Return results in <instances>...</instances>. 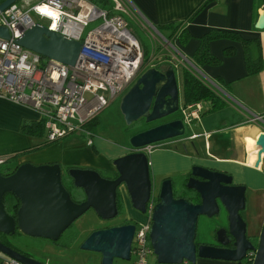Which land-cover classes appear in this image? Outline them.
I'll list each match as a JSON object with an SVG mask.
<instances>
[{
  "label": "water",
  "instance_id": "obj_1",
  "mask_svg": "<svg viewBox=\"0 0 264 264\" xmlns=\"http://www.w3.org/2000/svg\"><path fill=\"white\" fill-rule=\"evenodd\" d=\"M19 0H3L0 12ZM253 29L264 30V10L257 9ZM0 38L8 39V31L0 27ZM15 43L42 58L72 66L81 49L80 43L48 31L40 24L25 31ZM178 88L173 70L148 68L122 95L118 109L126 126L138 119L145 123L167 118L178 110ZM184 125L172 119L155 127L131 135L129 151L181 137ZM258 150L253 166L264 161V133L258 136ZM113 179L101 178L91 169L72 168L67 175L75 188L82 191L84 200L73 203L61 184L58 164H19L9 175H0V234H21L55 242L60 235L87 210L100 220H111L117 215L116 192L123 187L132 209L145 213L150 197L151 182L147 157L141 152H129L112 161ZM185 188L196 195L198 203L173 198L171 182L165 179L158 189V202L150 216L149 245L157 264H180L196 259L232 261L245 264L247 253H253L250 264H264V220L257 243L245 236L239 212L243 209V189L231 185L229 177L203 167L193 166ZM5 193L14 196L19 206L15 218L8 216L2 205ZM227 215V228H219L226 240L221 247L194 244L198 216L212 217L220 208ZM133 224H125L90 232L79 249L100 256V264H111L113 259L128 261ZM0 254L22 264H44L24 256L0 243Z\"/></svg>",
  "mask_w": 264,
  "mask_h": 264
},
{
  "label": "crops",
  "instance_id": "obj_2",
  "mask_svg": "<svg viewBox=\"0 0 264 264\" xmlns=\"http://www.w3.org/2000/svg\"><path fill=\"white\" fill-rule=\"evenodd\" d=\"M128 1L133 4V13L146 24L153 27L169 23L180 24L179 30H186L188 38L179 42L178 37L174 36L172 45L178 47L176 49L179 55L191 64L195 76L215 93L218 103L222 104L221 108L211 111L209 101H198L201 105L198 120L183 124L184 127L192 126L191 132L186 136L169 139V143L163 145L155 143L156 148L146 155L149 171L154 168L155 174L165 175V180L170 175H188L193 166H199L229 177L231 185L243 189L244 203L239 215L246 237L255 244L264 220V161L257 168L253 166L258 150V136L264 133V30L253 29L254 0H214L189 21L185 20L203 0ZM210 30L231 32L243 39L255 40L248 52L252 60L260 57L261 69L254 75H247L240 43L227 39L209 41L207 54L214 61L195 65L192 58L200 44L199 38ZM227 50L232 51V55L226 54ZM161 64L168 65L174 73V68L168 62L157 65ZM182 69L185 68H176L178 111L184 106L179 82ZM253 116L262 117L263 123L250 122ZM38 120L40 118L34 110L0 99V156L9 157L40 147L43 136L36 138L19 132L23 121ZM90 132L92 137L89 146L86 145L85 138H81L83 136L71 135L19 156L15 164L29 163L36 166L56 163L60 166L114 172L112 161L127 154L129 147L108 143L95 136L92 130ZM118 192L122 198L125 220H140L141 218L134 217V212H130L128 216L131 206L124 201L127 195L122 186ZM145 219L144 215L138 223ZM17 246L21 245L17 242ZM195 264L236 263L196 259Z\"/></svg>",
  "mask_w": 264,
  "mask_h": 264
},
{
  "label": "built area",
  "instance_id": "obj_3",
  "mask_svg": "<svg viewBox=\"0 0 264 264\" xmlns=\"http://www.w3.org/2000/svg\"><path fill=\"white\" fill-rule=\"evenodd\" d=\"M31 1L19 0L0 12V27L9 34L8 39L0 38V99L34 110L42 120L47 142L76 135L83 136L86 145H91V132L84 126L148 68L168 62L174 69L181 67L192 72L193 67L179 55L171 40L146 23L148 30L163 44L166 59L154 56L158 59L149 58L144 62L142 47L125 20H131V8L126 0H108L110 11L96 7L90 0ZM42 5H48V11H37ZM50 12L59 14L55 28ZM41 19L46 23L39 22ZM95 20L100 23L83 35L86 24ZM34 24L80 43L81 49L72 66L42 58L15 43ZM179 111L182 124L187 125L198 120L201 105L195 102L180 107ZM249 121L263 123L259 116ZM155 148L151 144L130 152L148 155ZM6 158L0 156V166ZM153 207L154 200L149 197L145 221L134 225L130 264H149L148 257L153 255L148 240ZM253 257V253H247L246 261L251 263ZM0 264L22 263L0 254ZM180 264L191 263L182 260Z\"/></svg>",
  "mask_w": 264,
  "mask_h": 264
},
{
  "label": "rangeland",
  "instance_id": "obj_4",
  "mask_svg": "<svg viewBox=\"0 0 264 264\" xmlns=\"http://www.w3.org/2000/svg\"><path fill=\"white\" fill-rule=\"evenodd\" d=\"M126 2L131 8V14H130L131 20L129 18H125V20L127 21L128 28L131 29L132 33L140 43L141 47L148 50L147 55L144 56L145 60L147 61V59L149 58L150 59L154 58L157 60L158 58L154 56H162L165 54V49L163 44H161L159 39H157V37L154 36L148 30V28L144 24L145 22L140 20L133 13V8H132L133 4L131 5V3L128 0H126ZM262 7L264 9V5ZM103 9L110 10L111 7L110 5L105 6L103 7ZM39 22L43 24L46 23V21L42 19L39 20ZM99 23L100 20H95L87 23L86 26L83 28V35L87 31L96 27ZM176 48L178 49L177 46ZM174 74L176 76V79L178 80V75H177L178 71L176 69H174ZM122 95L118 96L115 100L110 102L108 106L97 115L95 119V123H93L89 128L92 130L95 136H99L100 138H102V140H105L106 142L117 146H123L128 148L129 137L133 135L134 132L142 130L143 128H146L153 123L151 122H150L151 124L145 123L144 119L141 118L132 122L129 126H126L123 122V119L118 109L119 101ZM165 119H170V120L180 119L179 111L177 110L176 112L169 115ZM190 128H192V126L190 127L185 126L184 134L182 136L188 135L191 132ZM192 130H194V128ZM167 141L168 140L156 144L163 145L165 143H169ZM168 146L169 144L167 145V147ZM4 168L5 166H0V171H3ZM154 170L155 169L153 168V170L151 169L149 171V178L151 182V194H155L156 196L159 186L162 183V180L165 178L163 176L165 175L162 173L155 174ZM61 171L63 174L65 173L64 168H61ZM96 171L100 173L102 178H106V179H108L110 176L113 175L112 172H106L103 170H96ZM186 176H187L186 174L185 175L180 174L175 176L170 175L167 177L171 182L172 194L175 198L180 197L179 188L184 184ZM127 200H128L127 197L124 198L125 203H129ZM130 212H134L135 213L134 217L138 219L141 218L138 221H142L144 214H140L131 208V211L128 212V216H130ZM125 216L126 214L124 213V208L122 207L120 214H117L116 217H114L113 219L100 220L94 214V212L91 209H89L85 213H83L79 218L74 220L72 224L60 235L58 240L54 243H51L47 240L40 238H29L25 236H20L17 239V241L22 247H24V248H20L21 251L28 253V255H30L32 259L38 260L44 264H100L99 254L94 252L82 251L79 249V245L88 236V234L94 230L122 224L124 221H126ZM128 218L130 219L131 217ZM138 221H135L133 220V218H131V220H129V223L136 225ZM222 227L227 228V215L222 207L220 208L219 213L212 217L198 216L195 226L194 242L201 244L211 243L213 235L219 231L216 229ZM245 236H246V232H245ZM74 237L76 238L72 242L70 247L68 248L59 247L60 245L68 244L69 240ZM256 243L257 241L255 242V244ZM130 263H131L130 260L128 261H123L120 259L112 260V264H130ZM148 263L157 264L155 257L153 255L148 257Z\"/></svg>",
  "mask_w": 264,
  "mask_h": 264
},
{
  "label": "trees",
  "instance_id": "obj_5",
  "mask_svg": "<svg viewBox=\"0 0 264 264\" xmlns=\"http://www.w3.org/2000/svg\"><path fill=\"white\" fill-rule=\"evenodd\" d=\"M212 1H214V0H203L193 10V12L187 17V19L185 21L192 20L195 17V15H197L208 3L212 2ZM90 2L100 9H102L105 6H109V5L111 7V4L108 0H90ZM263 5H264V0L254 1V4H253V9L255 10L254 20L256 18V10L261 8ZM262 9H263V7H262ZM108 11H110V10H108ZM179 25L180 24L169 23V24H165V25L155 26V28L168 41L172 40L174 38V36L175 37L177 36L179 39V42H182V41L184 42L188 38L189 35L187 34L185 29L179 30ZM164 34H166V35H164ZM199 39H200V44H199L198 48L196 49L195 54L192 58V62L195 65H200L201 63L202 64H204V63L209 64V63L214 61L211 58H209V56L207 54V43L209 41L216 40V39H227L230 41H236V42L240 43V45L243 49V57H244L245 69H246L247 75H254L261 69L260 57L258 56L257 59L252 60L250 58V55L248 52L249 46L252 43H255V40H246V39L241 38L239 35H237L235 33L218 31V30H210L207 33H205ZM142 49H143L144 56L147 55L148 50L144 49V48H142ZM227 52L228 53H226V54L232 55V51L227 50ZM162 57H163L162 58L163 60L166 59V57L164 55H162ZM143 59L145 62L146 60L144 57H143ZM157 67L159 69H161V68L167 69L168 65H165V64L162 65L161 64V65H156L155 68L158 69ZM179 82H180V91H181V102L184 106L193 104L194 102H198V101H209L211 103V111L222 107V104L218 103L215 93L211 89H209L206 85H204L195 76V74H193V72L186 70V69H182L179 73ZM96 117L84 126L87 130L91 131V129L89 127L93 123H95ZM19 132L25 136L36 137V138H40L41 136L44 137L42 120H38L35 122L23 121L19 127ZM54 142H56V141H54ZM54 142H47L43 138L42 142L39 144L40 147H37L35 149L25 150L24 152H20V153H15L12 156L7 157L5 162L1 165V166H5V168L3 169V171H0V175L5 176V175L11 174L15 170V168L19 165V164H15L16 160L19 156H21L25 153L31 152V151L38 150V149L43 148L47 145H51ZM59 167H60V169L64 168V171H65L64 174L61 171L62 187L68 193L69 198L73 203H76V204L81 203L84 200V195L80 189L75 188L73 186L71 179L67 175V171L69 169L76 168V167H67V166H60V165H59ZM79 169H90V168H79ZM91 170L97 172L94 169H91ZM106 172H108V171H106ZM97 173L102 178L100 173L99 172H97ZM112 173H113V175L110 176L108 179H111L112 177H114L116 175L114 172H112ZM190 197L195 198L197 200L196 195L194 193H193V195L190 194ZM115 204H116L117 214H120L121 209L123 207V204H122L121 195L118 192V190L116 192ZM2 205H3V209H4L5 213L10 217L15 218V214H16L17 208L19 206L18 200L14 196H12L10 193H5L2 197ZM125 224H129V221H124L122 224H119V225H125ZM20 236H25V235L18 232L17 229H15V231L12 235L5 236V235L0 234V243L6 247L12 249V250L24 255V256H29L28 253L21 251L20 248H24V247L17 246V242H18L17 239ZM25 237H27V236H25ZM75 238L76 237L70 239L68 244H66V245L63 244V245H60L59 247H61V248L70 247V245L75 240ZM49 242H51V241H49ZM51 243H54V242H51ZM245 264H250V263L246 262Z\"/></svg>",
  "mask_w": 264,
  "mask_h": 264
},
{
  "label": "flooded vegetation",
  "instance_id": "obj_6",
  "mask_svg": "<svg viewBox=\"0 0 264 264\" xmlns=\"http://www.w3.org/2000/svg\"><path fill=\"white\" fill-rule=\"evenodd\" d=\"M159 69V68H158ZM159 70H164V69H159ZM135 80L136 79H134L131 83H130V85H129V87L135 82ZM128 87V88H129ZM167 121H169L168 119H161V120H158V121H155V122H151V123H153V124H151V123H149V124H151L150 126H148V127H146V128H143L142 130H139V131H137V132H134V134H136V133H138V132H141V131H144V130H146V129H149V128H152V127H155V126H157V125H160V124H162V123H165V122H167ZM133 134V135H134ZM130 151H128V153H129ZM117 176V174L114 176V177H112L111 179H113V178H115ZM191 177V174H190V170H189V172H188V175L185 177V182H184V184L181 186V187H183V188H179V193H180V197H178V198H183V199H185V200H187V201H189V202H191V203H193V204H196V203H198V201L195 199V198H192V197H190V194H192L193 195V193L191 192V191H187L186 189H184L185 188V184H186V182H187V180L189 179ZM162 181H164V180H162ZM173 196V195H172ZM150 197H152L153 198V200H154V205L158 202V192L156 193V196H155V194H151V192H150ZM173 198H175L174 196H173ZM176 199V198H175ZM116 226H120V225H116ZM111 227H115V226H111ZM106 228H110V227H106ZM106 228H102V229H106ZM216 230H218V229H216ZM226 243V240H225V238L223 237V235L220 233V232H217V233H215L214 235H213V237H212V240H211V243H209V244H202V245H206V246H213V247H221V245H223V244H225ZM194 244H195V246L197 247L198 245H200L201 243H196V242H194ZM253 244H254V242H253ZM28 257V256H27ZM246 261V260H245Z\"/></svg>",
  "mask_w": 264,
  "mask_h": 264
},
{
  "label": "clouds",
  "instance_id": "obj_7",
  "mask_svg": "<svg viewBox=\"0 0 264 264\" xmlns=\"http://www.w3.org/2000/svg\"><path fill=\"white\" fill-rule=\"evenodd\" d=\"M37 11H48V5L38 6ZM49 14L52 16V27L55 28L57 21L59 20V14H52L51 12Z\"/></svg>",
  "mask_w": 264,
  "mask_h": 264
},
{
  "label": "bare ground",
  "instance_id": "obj_8",
  "mask_svg": "<svg viewBox=\"0 0 264 264\" xmlns=\"http://www.w3.org/2000/svg\"><path fill=\"white\" fill-rule=\"evenodd\" d=\"M248 154H249V152H248ZM248 163H249V161H248ZM248 163H247V164H248Z\"/></svg>",
  "mask_w": 264,
  "mask_h": 264
}]
</instances>
